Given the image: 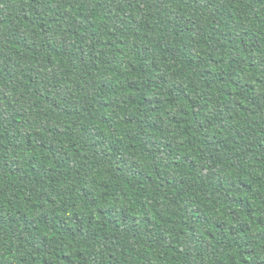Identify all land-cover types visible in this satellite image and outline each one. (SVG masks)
<instances>
[{"label":"trees","instance_id":"obj_1","mask_svg":"<svg viewBox=\"0 0 264 264\" xmlns=\"http://www.w3.org/2000/svg\"><path fill=\"white\" fill-rule=\"evenodd\" d=\"M0 264H264V0H0Z\"/></svg>","mask_w":264,"mask_h":264}]
</instances>
